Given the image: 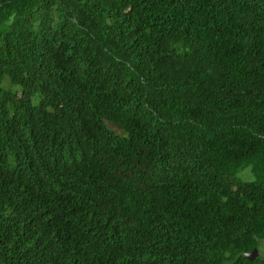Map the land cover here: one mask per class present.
I'll return each mask as SVG.
<instances>
[{"label":"trees","instance_id":"16d2710c","mask_svg":"<svg viewBox=\"0 0 264 264\" xmlns=\"http://www.w3.org/2000/svg\"><path fill=\"white\" fill-rule=\"evenodd\" d=\"M263 241L264 0H0V264Z\"/></svg>","mask_w":264,"mask_h":264},{"label":"rangeland","instance_id":"374dc122","mask_svg":"<svg viewBox=\"0 0 264 264\" xmlns=\"http://www.w3.org/2000/svg\"><path fill=\"white\" fill-rule=\"evenodd\" d=\"M239 176L243 179V180H252L254 178L252 172H251V168H245L242 169L239 172ZM259 255H261L262 257H264V241L261 243V246L259 248Z\"/></svg>","mask_w":264,"mask_h":264},{"label":"water","instance_id":"95a60500","mask_svg":"<svg viewBox=\"0 0 264 264\" xmlns=\"http://www.w3.org/2000/svg\"><path fill=\"white\" fill-rule=\"evenodd\" d=\"M258 255H259V249L258 248L254 249L253 252L246 254V256L250 259H255L258 257Z\"/></svg>","mask_w":264,"mask_h":264}]
</instances>
